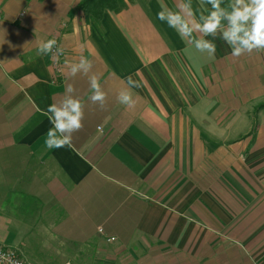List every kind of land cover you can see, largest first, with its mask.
I'll use <instances>...</instances> for the list:
<instances>
[{
  "label": "crops",
  "instance_id": "0c3cea01",
  "mask_svg": "<svg viewBox=\"0 0 264 264\" xmlns=\"http://www.w3.org/2000/svg\"><path fill=\"white\" fill-rule=\"evenodd\" d=\"M81 1L0 0V245L29 264H264V53L197 52L156 19L178 0H129L99 27ZM53 38L60 70L37 54ZM81 56L92 71L72 77ZM129 75L134 107L117 99ZM69 84L84 128L50 149L43 111Z\"/></svg>",
  "mask_w": 264,
  "mask_h": 264
},
{
  "label": "clouds",
  "instance_id": "9594fccd",
  "mask_svg": "<svg viewBox=\"0 0 264 264\" xmlns=\"http://www.w3.org/2000/svg\"><path fill=\"white\" fill-rule=\"evenodd\" d=\"M205 5H210V9ZM156 19L170 29L175 30L181 40L194 46L200 53L211 56L216 54L218 41L230 49L233 57L246 54L264 53V0H178L176 10L161 7ZM63 46L55 38L39 44L37 54H52L54 58L64 53ZM93 62L81 56L79 61L70 65V76L88 75ZM127 87L120 90L117 99L126 107H134L132 89L141 87L139 80L131 75L126 78ZM90 96L93 104L104 108L107 93L104 91L100 76L92 73L89 76ZM75 88L69 84L62 94V99L50 104L43 115L52 125L47 131L45 147L50 149L71 146L73 134L84 128L85 103L76 95ZM0 261L6 264H19L9 254H0Z\"/></svg>",
  "mask_w": 264,
  "mask_h": 264
},
{
  "label": "trees",
  "instance_id": "16d2710c",
  "mask_svg": "<svg viewBox=\"0 0 264 264\" xmlns=\"http://www.w3.org/2000/svg\"><path fill=\"white\" fill-rule=\"evenodd\" d=\"M128 1L129 0H82L78 9L83 15L91 18L93 23L99 27L106 12H122L128 7ZM143 1L149 3L152 0ZM225 2L227 3V0H225Z\"/></svg>",
  "mask_w": 264,
  "mask_h": 264
},
{
  "label": "rangeland",
  "instance_id": "374dc122",
  "mask_svg": "<svg viewBox=\"0 0 264 264\" xmlns=\"http://www.w3.org/2000/svg\"><path fill=\"white\" fill-rule=\"evenodd\" d=\"M57 43H58V45H61L59 41H57ZM63 57H64V53H63V56L61 58L60 68L62 66ZM54 59L56 60V58H54ZM54 66L56 67V64H54ZM116 245L117 244L113 243V244H110L109 246L113 247ZM81 248L91 249V246H82ZM107 252H112V251L109 250ZM114 254H116V252H114ZM79 257H82V258H79L81 260H72L71 259V261H73L75 264H126V260H123L125 258L123 255V251H122V253H119L115 256L114 255H112V256L108 255V254H106V252H104V253L100 252V254H91V253L90 254H82V255H79ZM62 263H63V261H60V260L52 262V264H62Z\"/></svg>",
  "mask_w": 264,
  "mask_h": 264
},
{
  "label": "built area",
  "instance_id": "2783aa9c",
  "mask_svg": "<svg viewBox=\"0 0 264 264\" xmlns=\"http://www.w3.org/2000/svg\"><path fill=\"white\" fill-rule=\"evenodd\" d=\"M24 14H22L23 16ZM63 54L60 55L59 57L56 58L55 64H56V68L58 70H60V64H61V58H62ZM101 234L104 233L103 229L99 230ZM115 241V238H111L108 240L109 243H113ZM0 254H9L11 255V258L13 260H16L19 262V264H29L26 261H24L14 250L11 249H6L3 246L0 245ZM0 264H6V262L4 261H0ZM64 264H75L73 261H67Z\"/></svg>",
  "mask_w": 264,
  "mask_h": 264
}]
</instances>
